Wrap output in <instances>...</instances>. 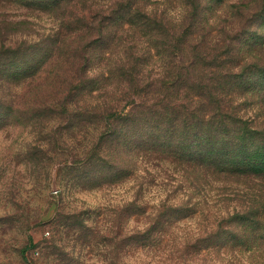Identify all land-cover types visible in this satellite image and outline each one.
I'll list each match as a JSON object with an SVG mask.
<instances>
[{"label":"rangeland","instance_id":"1","mask_svg":"<svg viewBox=\"0 0 264 264\" xmlns=\"http://www.w3.org/2000/svg\"><path fill=\"white\" fill-rule=\"evenodd\" d=\"M106 1L71 0L65 13H98ZM185 1L140 0L148 11L172 17L185 14ZM54 15L60 14L35 1L0 0V264H181L174 257L205 255L211 259L205 264H264V237L248 220L264 213L262 178L243 177L227 189L230 196L220 204L225 220L234 209L240 212L219 229L202 233L205 221L198 214L183 219L187 182L176 172L166 180L144 171L140 153L103 139L106 127L98 115L108 111L110 95L88 94V83L72 93L63 89L72 74L63 49L70 47ZM198 15H226L227 27L241 19L227 32L230 53L242 58L241 93L233 105L256 131L236 144L264 165V0H202ZM56 38L59 46L53 47ZM22 40L34 44L32 59L17 52ZM29 65L33 76L25 78ZM100 137L106 162L85 164L84 154ZM132 169L138 171L133 178ZM213 198L207 191L192 194L191 201L199 200L196 206L208 214L220 206ZM161 201L175 204L161 215L163 224L153 215ZM241 210L248 212L239 222ZM190 236L198 241L185 253Z\"/></svg>","mask_w":264,"mask_h":264},{"label":"trees","instance_id":"2","mask_svg":"<svg viewBox=\"0 0 264 264\" xmlns=\"http://www.w3.org/2000/svg\"><path fill=\"white\" fill-rule=\"evenodd\" d=\"M19 1L25 6L35 1L39 8L48 7L60 14L54 17L60 18V35L70 47V51L63 49V58L72 69L63 89L72 93L74 89H86L88 83L92 84L85 91L88 94L99 91L110 95L108 111L98 115L106 127L103 139L111 137L115 146L127 143L130 150L140 153L144 171L153 169L161 174L160 179H171L168 175L178 173L177 179L187 182L190 196L183 207L188 213L182 218L193 213L204 217L202 233L209 234L222 222L232 221L240 210L234 209V215L225 220L226 211L220 204L230 196L227 189L238 185L243 177L260 176L264 181V165L245 157L236 144L256 131L233 105L234 96L241 93L238 66L242 58L238 51L230 53L232 42L227 32L239 28L241 19L227 27L226 15H198L202 0H186L185 14L176 17L156 15L140 0H107L98 13L84 15H68L71 0ZM58 39L53 47L59 46ZM26 43L22 40L17 52L31 58L34 44ZM32 76V70L25 74V78ZM101 140L86 151L85 164L102 166L106 162ZM136 173L137 169H132L128 174L133 178ZM207 191L213 192L214 203L220 206L203 214L196 206L199 200L192 202L191 196ZM174 205L161 201L154 218L159 219ZM141 212L146 211L136 215ZM247 212L241 210L239 222ZM248 220L260 232L259 239L264 237V213ZM158 222L164 223L161 218ZM184 241L183 252H190L198 237ZM174 258L176 262L183 260L181 264L211 260L207 255L197 260Z\"/></svg>","mask_w":264,"mask_h":264}]
</instances>
